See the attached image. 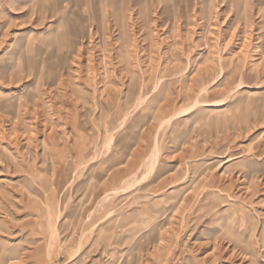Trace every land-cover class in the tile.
<instances>
[{
    "label": "rangeland",
    "instance_id": "rangeland-1",
    "mask_svg": "<svg viewBox=\"0 0 264 264\" xmlns=\"http://www.w3.org/2000/svg\"><path fill=\"white\" fill-rule=\"evenodd\" d=\"M0 264H264V0H0Z\"/></svg>",
    "mask_w": 264,
    "mask_h": 264
},
{
    "label": "bare ground",
    "instance_id": "bare-ground-1",
    "mask_svg": "<svg viewBox=\"0 0 264 264\" xmlns=\"http://www.w3.org/2000/svg\"><path fill=\"white\" fill-rule=\"evenodd\" d=\"M112 140L111 139H109L108 141H107V143H106V148L107 149H110V147H111V145H112ZM103 152V151H102ZM157 159H158V155H157V153L155 152L154 154H153V156H151V159H150V161H149V163H148V165H147V169H146V172H145V174L140 178V179H138V180H134V182H133V184H132V187L133 186H136V185H138V184H140L142 181H144V180H146L150 175H152V173H153V171H154V169H155V166H156V162H157ZM116 177V175L115 174H113V173H108L107 174V176L105 175L104 176V178H105V181H106V183H110V181L112 180V178H115ZM107 184V185H108ZM114 193V192H113ZM105 200H107V199H105ZM57 234V233H56ZM52 237L54 238L55 237V233L52 235ZM55 239V238H54ZM51 241H52V238L50 239ZM50 241V242H51ZM54 242V241H53ZM53 245V243H50V245ZM50 249V248H49ZM48 251V250H47ZM46 251V252H47ZM51 251V250H50ZM51 253V252H50Z\"/></svg>",
    "mask_w": 264,
    "mask_h": 264
}]
</instances>
